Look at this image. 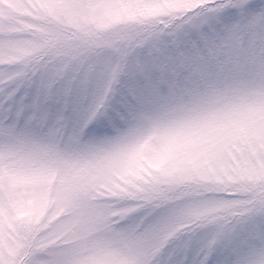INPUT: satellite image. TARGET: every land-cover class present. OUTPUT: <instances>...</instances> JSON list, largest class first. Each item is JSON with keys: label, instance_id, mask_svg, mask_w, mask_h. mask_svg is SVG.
<instances>
[{"label": "rangeland", "instance_id": "rangeland-1", "mask_svg": "<svg viewBox=\"0 0 264 264\" xmlns=\"http://www.w3.org/2000/svg\"><path fill=\"white\" fill-rule=\"evenodd\" d=\"M0 264H264V0H0Z\"/></svg>", "mask_w": 264, "mask_h": 264}, {"label": "trees", "instance_id": "trees-1", "mask_svg": "<svg viewBox=\"0 0 264 264\" xmlns=\"http://www.w3.org/2000/svg\"><path fill=\"white\" fill-rule=\"evenodd\" d=\"M30 64L35 65V63H32V62H31ZM30 64H29V65H30Z\"/></svg>", "mask_w": 264, "mask_h": 264}]
</instances>
